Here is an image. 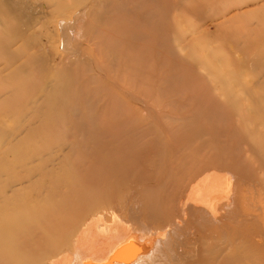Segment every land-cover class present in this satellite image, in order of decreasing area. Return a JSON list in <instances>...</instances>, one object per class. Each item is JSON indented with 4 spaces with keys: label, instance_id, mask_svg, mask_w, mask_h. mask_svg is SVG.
<instances>
[{
    "label": "rangeland",
    "instance_id": "rangeland-1",
    "mask_svg": "<svg viewBox=\"0 0 264 264\" xmlns=\"http://www.w3.org/2000/svg\"><path fill=\"white\" fill-rule=\"evenodd\" d=\"M30 1L21 16L0 0V189L51 182L39 171L65 162L83 212L87 193L116 194L113 172L177 148L210 155L240 189L264 179V0Z\"/></svg>",
    "mask_w": 264,
    "mask_h": 264
},
{
    "label": "bare ground",
    "instance_id": "bare-ground-1",
    "mask_svg": "<svg viewBox=\"0 0 264 264\" xmlns=\"http://www.w3.org/2000/svg\"><path fill=\"white\" fill-rule=\"evenodd\" d=\"M6 1L11 6L6 12L21 16L33 7L30 0ZM86 8L79 6L74 17ZM5 16L0 21L8 29ZM68 23H59L63 38ZM30 26L20 31L28 41L33 40ZM1 48L13 55L5 41ZM36 57L30 54V62ZM254 128L247 125L251 134ZM115 158L107 155L98 170L110 173L108 162ZM139 159V165L113 172L115 195L98 200L87 193L89 206L83 212L77 202L86 191L70 193L76 183L65 177L70 167L61 158V166L39 171L42 176L56 172L51 182L14 189L16 182L5 183L0 189V264H264V179L252 178L253 192L240 189L237 173L199 151L153 150ZM68 206L75 210L62 218ZM33 232L35 248L24 252Z\"/></svg>",
    "mask_w": 264,
    "mask_h": 264
}]
</instances>
